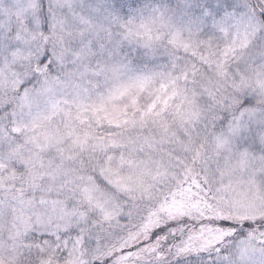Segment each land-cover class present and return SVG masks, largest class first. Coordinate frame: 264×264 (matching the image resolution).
Masks as SVG:
<instances>
[{"label":"snow or ice","instance_id":"snow-or-ice-1","mask_svg":"<svg viewBox=\"0 0 264 264\" xmlns=\"http://www.w3.org/2000/svg\"><path fill=\"white\" fill-rule=\"evenodd\" d=\"M0 264H264V0H0Z\"/></svg>","mask_w":264,"mask_h":264}]
</instances>
